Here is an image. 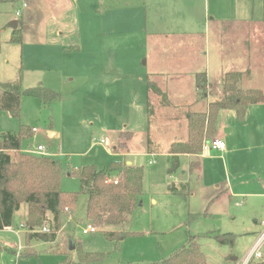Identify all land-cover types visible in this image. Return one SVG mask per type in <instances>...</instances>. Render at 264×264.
Instances as JSON below:
<instances>
[{"label": "rangeland", "instance_id": "374dc122", "mask_svg": "<svg viewBox=\"0 0 264 264\" xmlns=\"http://www.w3.org/2000/svg\"><path fill=\"white\" fill-rule=\"evenodd\" d=\"M243 2L248 17L262 20L263 0H0V82L19 79L22 89L45 87L58 94L56 99L45 103L37 97L22 95L19 118L0 110V135L17 132L20 125L35 127V133L22 139V149L40 144L50 157L59 161L66 170L60 180L64 191L79 188L77 177L68 172L85 165L107 168L110 161L119 159L111 148L121 131L130 133L127 159L144 171L140 206L125 224L109 228L130 232L127 236L107 240L102 229L84 233L88 223L84 216V196H80L74 212L68 215L62 211L56 238L61 239L63 249L57 251V241L27 244L22 230L29 232L22 221L26 209L20 205L11 226L0 228V264L154 263L175 252L189 235L195 236L210 264H232L233 257L240 263L246 257L264 230V199L251 196L242 204L219 199L212 202L213 187L225 188L233 180L230 158L226 172L219 159L205 157L209 170L199 180L187 176L189 194L184 196L167 192V185L175 176L169 178L166 173V155L158 154L154 165L147 163V153L167 150L174 136L176 142H183L186 129L182 106L194 97L203 106L205 97L200 92L192 96L171 93V103H178L180 108L165 110L158 104L151 105L137 79L145 72L143 63L147 56L164 57L167 67L172 69L179 60L187 71L189 62H193L195 69L204 70L206 53L211 62L212 55L228 57L237 53L241 58L243 54L247 57L250 68L247 76L254 77L246 80L244 87L259 88L264 94V79L258 73L264 68V51L254 45L253 35L246 41L242 34L246 36L252 26L240 24L229 36L211 33L210 20L216 17L215 13L228 18L234 9L237 13L242 9ZM155 4L162 8L158 17L163 27L159 31L153 29L154 22L150 23L153 9H158ZM243 15L239 11L235 17ZM13 21L19 22L22 30L21 44L9 41ZM165 34L168 37H163ZM183 34L193 46L164 42L166 46L156 49L152 44L162 39L187 40ZM118 73H122L120 82ZM186 76L184 82L188 85L191 79L190 75ZM216 85L223 97L221 83ZM246 90L239 87L241 93ZM234 114L231 122L239 125L240 132L242 120ZM224 119L229 125L230 119ZM243 121L264 123V101L249 106ZM235 134L233 131V138ZM100 136L107 138L112 146L103 148L93 144V137ZM180 162L178 174L186 170V160ZM247 176L243 173L238 181H246ZM43 225L51 231L50 220L30 232L40 231ZM215 234L232 236L225 235V242H219ZM69 240L74 245L72 250ZM262 250L264 242L260 247L261 258ZM20 251L22 255L18 256ZM80 251L100 255L82 263Z\"/></svg>", "mask_w": 264, "mask_h": 264}, {"label": "trees", "instance_id": "16d2710c", "mask_svg": "<svg viewBox=\"0 0 264 264\" xmlns=\"http://www.w3.org/2000/svg\"><path fill=\"white\" fill-rule=\"evenodd\" d=\"M264 21V0L262 6ZM19 24V22H18ZM19 26V25H18ZM11 42H22L21 28L13 29ZM240 75L237 72L225 74L222 88L223 97L209 104L207 113H191L188 116V138L185 143L173 144L167 157V174L172 175L179 168V155H195L201 150L203 141L217 134V115L221 109H233L239 119H243L247 107L262 102L260 90L239 91ZM196 85L204 89V73L196 75ZM235 93V95H232ZM246 93V94H245ZM22 95L37 97L43 103L56 99L58 94L45 87L22 89L21 81L0 82V110L19 118ZM31 129L20 125L17 132L0 135V228L11 226L14 213L20 205H25L23 227L27 228V241L36 240L56 243L61 250V239L57 240L62 211L68 215L74 212L80 196H84V216L88 225L102 229L107 240L121 239L130 232L109 229L125 224L134 209L141 204L144 171L141 166L126 165L123 161H112L107 168L98 169L85 165L68 175H75L79 181L77 191H64L60 188L61 176L66 171L59 161L49 155H35L22 149V139L30 135ZM119 177L115 184L109 181L112 173ZM171 191L175 189L171 186ZM52 221L51 231L30 232L43 222ZM225 235L215 234L219 242H225ZM79 248V247H78ZM63 249V248H62ZM82 263L95 259L100 254L79 252ZM22 255V254H20ZM31 256L32 254H24ZM145 264H210L201 250L195 236L189 235L186 242L170 256L154 263ZM248 264H264V259L251 260Z\"/></svg>", "mask_w": 264, "mask_h": 264}, {"label": "crops", "instance_id": "0c3cea01", "mask_svg": "<svg viewBox=\"0 0 264 264\" xmlns=\"http://www.w3.org/2000/svg\"><path fill=\"white\" fill-rule=\"evenodd\" d=\"M158 6H155L158 9H153V15L150 20L152 23V27L155 31H159L157 29H160L163 27V24L159 21L158 14H160L159 11H161V6L159 4H155ZM263 6V5H262ZM239 11H243L242 17H235V14H239ZM238 13L234 9V13L232 16H229L228 18H220L218 13H215L216 17H211L210 23H211V33L214 31L215 33L222 32L224 36H229L232 34L238 26L247 25L252 26V30L246 34L242 32L243 36L245 37L246 41L250 40V35H253L255 38L254 45L258 46L259 48H262L264 51V21L258 20V19H252L248 17V8L242 3V9L239 10ZM218 12V11H217ZM236 12V13H235ZM155 16L157 18H155ZM255 18V17H254ZM158 23V24H157ZM206 23L208 24V21L206 20ZM183 24L185 27L187 26L186 19H183ZM17 25L18 22H17ZM11 27V26H10ZM19 27V26H18ZM191 27V26H189ZM241 27L240 29H242ZM262 27V28H261ZM11 30L12 27H11ZM191 33V31H190ZM12 34V32H11ZM156 34L157 33H153ZM175 36L177 34H174ZM192 35V34H191ZM184 37L187 38V40H165L163 41H153V46H157L156 49L163 48L164 42H170L173 43L174 46L180 45L182 47L186 46H193V43L191 40L188 39L186 35L183 34ZM163 37H168V35H164ZM11 38V36H10ZM9 38V41H10ZM172 41V42H171ZM11 42V41H10ZM247 48V47H246ZM248 52V49H246L245 54ZM259 52L261 53V49H259ZM244 53V52H243ZM151 55V53L149 54ZM207 55V63L205 64L204 70L203 68L195 69L193 66V62L189 66V70L186 71L182 66L181 62L178 60L175 64L178 66L175 67V69L167 67L164 57L159 56H147L148 58L144 61L143 65L146 67L145 72L142 75H139L137 79L140 81V88L146 91V95L148 96L149 102L151 105H160L163 109L167 110L170 108H180L178 103H171L169 99V94L175 93V94H190L191 96L195 94L196 92H200L202 96L205 97V103H203V106L194 97V100L189 102L188 104H183L182 108L184 109L183 116H184V129L186 138L183 140V142H176L174 136L171 140L170 146L167 150L161 152V153H147V157H149L147 163L148 165H154L156 163V157L158 154L166 155V173H167V167H168V161L167 157L169 155L170 149L173 144H182L187 141L188 138V116L191 113H207L209 104L212 102H215L221 98V93L217 92V82L221 83L223 82L224 76L227 73L230 72H237L240 75V82L238 83V87H242L244 89H257L259 88H253L250 86V88H245L246 80L253 79V75H250L248 77V73H250L249 68V62L247 60V57L243 54L241 56H237V53H233L232 56L224 57V56H218V54L212 55L211 59L212 62L209 59L208 53ZM248 55V53H247ZM184 61V59H183ZM187 63V65L189 64ZM180 66V67H179ZM187 68V67H186ZM119 72V67H118ZM199 73H204L206 77V84L211 86V91L209 92V95H205L202 93V89L198 88L196 85V75ZM259 78L264 79V68L261 70H258ZM186 75H190V84H186L184 82ZM118 82L121 81L122 73H118ZM182 81V82H181ZM181 83V84H180ZM185 83V84H183ZM247 87V85H246ZM261 91V90H260ZM215 96L216 98L210 99L211 97ZM264 96V94H263ZM264 101V99H263ZM262 101V102H263ZM257 104V103H256ZM255 104H251L249 106H252ZM248 106V107H249ZM247 107V108H248ZM152 108V107H151ZM236 113L233 109H221L218 112L217 115V134L219 138L223 139L226 143V148L223 151H210V152H203L202 146L201 150L198 154L195 155H188V154H181L179 155V169L181 168V159L186 160V170L181 171L180 174L178 172L168 175L169 178L172 176H175V180L171 181L167 185V192L172 194H179L181 196L188 195L189 194V176H195L198 180L200 179V176L202 177L203 174L207 170H209V166L205 163V157L209 158H216L219 159L222 162V165L224 167V170L227 172V169H229V158H230V171L233 176L232 182L227 185L225 188L220 187L219 185H215L213 188V192L211 196L213 197L211 200L214 202V200L219 199L221 200H227L229 202H235V204L239 203L242 204L244 202V199L249 198L251 196H254L253 198L258 199H264V123L261 121L257 122V125L254 123L248 124L247 121L244 122L243 119L241 121L240 125V132L238 131L239 125L232 123L234 122L233 115ZM224 117H228L230 119L229 125H226V121ZM238 118V117H237ZM232 121V122H231ZM33 128V127H32ZM31 129V128H30ZM251 129V130H249ZM256 129V131H255ZM231 130V132H230ZM233 131H236L235 137L233 138L232 134ZM5 133V132H4ZM30 133H32L30 131ZM3 134V133H2ZM31 136V135H29ZM119 139L117 140V143L115 145H111V150L114 154L118 155L119 159H114L112 161H123L126 165H132V161L127 159L129 154V149L127 146V143L130 139V133H127L126 131H121L119 133ZM97 138H103L106 140L107 144H93L102 146L103 148H109L111 147L109 145V142L107 141V138L100 136ZM208 140V139H207ZM93 141V140H92ZM204 142V141H203ZM39 145V144H38ZM22 146V142H21ZM32 148V147H31ZM25 150V149H23ZM50 156V155H49ZM110 161V162H112ZM243 173H247V180L246 181H238L240 179V176ZM112 176H117V173H112ZM188 176V177H187ZM173 187L175 191H171L170 187ZM247 188V191H241V189ZM223 188V189H222ZM238 199H242L238 201ZM154 202V200H153ZM218 202V201H217ZM26 209V208H25ZM26 211V210H25ZM24 221V220H22ZM22 221L20 224H22ZM81 222V219L79 220ZM23 233L26 235V230L22 228ZM30 241H36V240H30ZM30 241L26 240V243L29 244ZM41 242V241H37ZM45 243V242H43ZM19 250H21L20 246ZM22 251V250H21ZM19 252V255L22 252ZM263 253V259H264V250H262ZM233 261L232 264H239L237 261V257L231 258Z\"/></svg>", "mask_w": 264, "mask_h": 264}, {"label": "built area", "instance_id": "2783aa9c", "mask_svg": "<svg viewBox=\"0 0 264 264\" xmlns=\"http://www.w3.org/2000/svg\"><path fill=\"white\" fill-rule=\"evenodd\" d=\"M19 12H16V15H18ZM211 86H209L208 84L205 85L204 89L202 90V93L205 95H209V92L211 91ZM37 131V129L35 127L31 128V132L35 133ZM93 142L95 144H103L106 145L107 142L105 139L103 138H97V137H93ZM226 148V143L223 139L216 137L213 139H209V140H205L202 143V151L203 152H210V151H223ZM27 153L30 154H35V155H49V153H47V150L44 149V147L42 145H37L35 148H27L24 150ZM109 181L113 182V183H117L118 182V177L117 176H112L110 177ZM48 227L46 226H42L40 231L45 232L48 231ZM96 231V228L93 226L88 225L85 229H84V233H89V232H94ZM264 242V230L263 232H261V234L259 235L256 243L253 246V249L246 255V257L239 263V264H248L249 261L251 260H258L261 258V251H260V247L262 245V243ZM19 255V253H18Z\"/></svg>", "mask_w": 264, "mask_h": 264}, {"label": "water", "instance_id": "95a60500", "mask_svg": "<svg viewBox=\"0 0 264 264\" xmlns=\"http://www.w3.org/2000/svg\"><path fill=\"white\" fill-rule=\"evenodd\" d=\"M10 26L12 29H15L17 27V21L11 22ZM74 248V245L72 244L71 240H69V249L72 250Z\"/></svg>", "mask_w": 264, "mask_h": 264}]
</instances>
